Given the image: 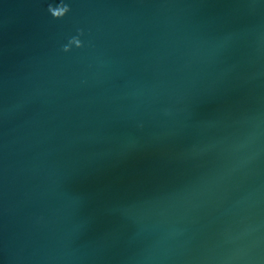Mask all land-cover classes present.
<instances>
[{"label":"water","instance_id":"95a60500","mask_svg":"<svg viewBox=\"0 0 264 264\" xmlns=\"http://www.w3.org/2000/svg\"><path fill=\"white\" fill-rule=\"evenodd\" d=\"M0 264H264V0H0Z\"/></svg>","mask_w":264,"mask_h":264}]
</instances>
